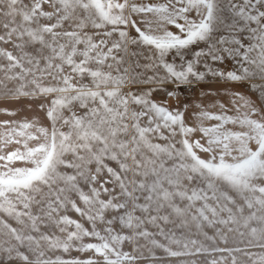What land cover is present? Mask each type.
Here are the masks:
<instances>
[{"label": "snow or ice", "instance_id": "1", "mask_svg": "<svg viewBox=\"0 0 264 264\" xmlns=\"http://www.w3.org/2000/svg\"><path fill=\"white\" fill-rule=\"evenodd\" d=\"M0 45L48 121L0 122V264H264V0H0ZM212 81L255 99H153Z\"/></svg>", "mask_w": 264, "mask_h": 264}, {"label": "crops", "instance_id": "2", "mask_svg": "<svg viewBox=\"0 0 264 264\" xmlns=\"http://www.w3.org/2000/svg\"><path fill=\"white\" fill-rule=\"evenodd\" d=\"M203 47V45H200ZM172 59H175L173 57ZM217 67L224 70L231 69L233 67L230 60L225 61L223 64L217 65ZM171 85L168 86L163 92H158L154 94L153 99L157 102H166L169 108H175L177 106L188 105L189 112L198 111L199 109L196 105H202L208 108L209 111L216 112L219 109L217 107H212L213 104L224 103L226 106L229 105V95L225 94L227 89L228 93L239 92L248 98L255 99L254 90L249 88L248 82H216L212 81L210 83H204L201 88H192L193 93L189 96L182 95V89L176 92V96L179 98V105L177 100L166 95L167 91L171 89ZM201 92L209 93L207 95L201 96ZM41 101L37 98H26L21 97L19 99L8 98L5 99L0 96V122L3 121H16L20 122L25 119L32 120L33 118H38L41 124L47 126L48 121L46 119L45 113L40 111L39 103ZM8 113H15V115H10ZM0 131H4L0 128ZM19 145L15 143L7 145L3 151L7 153L8 151L15 150ZM15 166H24L21 162H16ZM71 218L79 220L80 217L73 211L69 210L67 213ZM86 227V223H85ZM125 250H130L129 246H125ZM75 254H79L76 251H71Z\"/></svg>", "mask_w": 264, "mask_h": 264}, {"label": "rangeland", "instance_id": "3", "mask_svg": "<svg viewBox=\"0 0 264 264\" xmlns=\"http://www.w3.org/2000/svg\"><path fill=\"white\" fill-rule=\"evenodd\" d=\"M0 47H7L9 50L11 49V45H0ZM0 78H2V74H0ZM9 87H12V85L10 84ZM252 90V89H251ZM86 227H88L87 223H86ZM206 231L208 232L209 235L213 234V230L212 229H206ZM200 240H202L206 245L211 246V242L210 241H205L203 240V237H199ZM238 239V238H237ZM221 247H223L224 245H219ZM230 247H234L237 246L236 242L233 240H230L229 245ZM241 247H243V245H240ZM248 251L251 252H255L257 253V255L259 254H264V249H259V248H250L247 249ZM57 254H61V253H57ZM161 256V260L157 261L156 264H179L180 260H184L187 261L188 264H208V262L215 258L216 256L220 255V254H213L211 256L209 255H199V256H188V257H180V258H164L163 253H158ZM65 256V258L68 257H75V256H87L89 254L85 253V254H75L73 252H70L68 254H63ZM226 255V254H225ZM237 255L238 258V264H251V261L247 259V257H244L242 254H235ZM139 264H146L145 261H140ZM229 264H230V258H229Z\"/></svg>", "mask_w": 264, "mask_h": 264}, {"label": "built area", "instance_id": "4", "mask_svg": "<svg viewBox=\"0 0 264 264\" xmlns=\"http://www.w3.org/2000/svg\"><path fill=\"white\" fill-rule=\"evenodd\" d=\"M193 93V89L192 88H189L187 86H185L183 89H182V95L183 96H189Z\"/></svg>", "mask_w": 264, "mask_h": 264}]
</instances>
